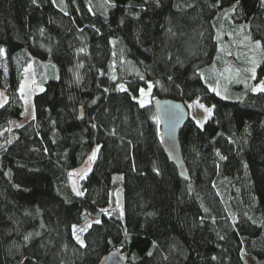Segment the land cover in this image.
Instances as JSON below:
<instances>
[{
  "label": "trees",
  "instance_id": "1",
  "mask_svg": "<svg viewBox=\"0 0 264 264\" xmlns=\"http://www.w3.org/2000/svg\"><path fill=\"white\" fill-rule=\"evenodd\" d=\"M111 4L0 0V264H98L113 249L130 264H264V92L252 91L264 0ZM250 46L259 64L255 78L243 72L242 97L213 91L229 60L250 70ZM33 61L55 62L57 76L36 74L23 121ZM157 97L214 106L203 127L190 116L180 131L187 180L164 152ZM96 145L78 196L69 173Z\"/></svg>",
  "mask_w": 264,
  "mask_h": 264
},
{
  "label": "rangeland",
  "instance_id": "2",
  "mask_svg": "<svg viewBox=\"0 0 264 264\" xmlns=\"http://www.w3.org/2000/svg\"><path fill=\"white\" fill-rule=\"evenodd\" d=\"M222 26L218 29V34L222 31ZM222 53V52H221ZM220 53V54H221ZM259 50H256L250 46V55H252L250 70H244L241 68L235 69L231 66L232 61H228V64L221 68L217 73V82L213 85V88L223 97H227L228 99H238L241 98L242 87L246 83V77L253 76L251 69L256 68L259 62L257 61ZM222 58H225L224 54H221ZM253 59H255L256 63L253 64ZM40 63L31 62L29 66L26 67L24 71V77L21 83L20 91L24 101V119L26 121L34 116V94L42 89V86L36 83V74H39L38 77L41 79H50L57 76V68L56 63L53 61H40ZM41 67L39 68V66ZM210 73H214L215 70L213 68H209ZM248 73V74H247ZM209 80V79H207ZM210 81V80H209ZM259 84H264V78L259 81ZM258 84V85H259ZM151 84L148 87L142 88L143 91L140 92L136 99L140 102L144 100L145 104L151 102ZM0 101H3L5 98H8L6 90L0 87ZM200 105H203L201 107ZM188 108L190 112V116L197 122L198 125L205 124L206 121L212 116L214 112V106L208 104L201 98H197L188 103ZM211 108L212 113L209 115L205 109ZM100 147L96 145L91 152V154L87 157L85 162L74 169H72L69 173V181L74 194L76 191H82L81 181L85 178L88 173L92 170L94 163L99 155ZM96 153L95 160H91L93 153ZM87 173V175H85ZM77 195V194H76Z\"/></svg>",
  "mask_w": 264,
  "mask_h": 264
},
{
  "label": "water",
  "instance_id": "3",
  "mask_svg": "<svg viewBox=\"0 0 264 264\" xmlns=\"http://www.w3.org/2000/svg\"><path fill=\"white\" fill-rule=\"evenodd\" d=\"M154 106L160 122L161 142L169 161L175 165L182 179H189V170L183 156L180 131L190 118L189 108L183 101L172 98H154ZM82 111V109H81ZM82 114V112H81ZM119 204L123 205V191L117 192ZM98 264H130L120 249L104 254Z\"/></svg>",
  "mask_w": 264,
  "mask_h": 264
},
{
  "label": "snow or ice",
  "instance_id": "4",
  "mask_svg": "<svg viewBox=\"0 0 264 264\" xmlns=\"http://www.w3.org/2000/svg\"><path fill=\"white\" fill-rule=\"evenodd\" d=\"M35 2H36V0H33V3H35ZM105 2L111 4V0H105ZM237 4H239V0H237ZM111 6L114 7L115 5H114V4H111ZM231 10H232V11H235V10H236V5H233V8H232ZM241 28H243V26H241ZM246 39H249V40H250V37H246ZM254 43H255V47H256V48H260V47H262L260 41H255ZM82 50H83V49H82ZM5 54H6V53H5V50L2 49V48H0V55H5ZM255 63H256V61H255V59H253V64H255ZM251 71H252V73H253V78H255V68L253 67V68L251 69ZM169 79H171V77H169ZM119 90H121V91H126V89L124 88V86H120V89H119ZM141 91H143V90H141ZM213 91H215V89H213ZM252 91H254V92H264V84H259V85L255 86V87H253V88H252ZM0 95H2V94H0ZM134 98H135V97H134ZM225 98H227V97H225ZM5 103H7V98H5L3 101H0V107H3ZM140 103H141V106H143L144 103H145V101H144V100H141ZM200 106L203 107V105H200ZM205 110H206V112H207L209 115H211V113H212V109H211V108H207V109H205ZM200 126L203 127V124H201ZM20 127H23V125H20ZM9 143H10V142H9ZM95 158H96V153L94 152L93 155H92V157H90V159H91V160H95ZM221 159H226V157H221ZM85 175H87V173H85ZM76 194H77L78 196H83V195H84V192H83V191H79V190H77V191H76ZM102 211H106V209H105V210H102ZM206 211H207V209H206ZM96 223H100V221H96ZM81 230L83 231V230H85V229H81ZM28 238H29L28 236L25 237L26 240H27ZM77 239H78V240L80 239L79 236H77ZM80 242L83 243V241H80ZM149 255H151V253H149Z\"/></svg>",
  "mask_w": 264,
  "mask_h": 264
}]
</instances>
